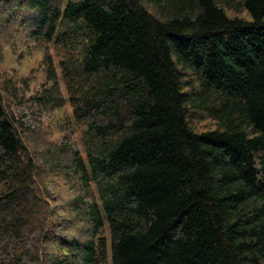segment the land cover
<instances>
[{
	"label": "trees",
	"instance_id": "16d2710c",
	"mask_svg": "<svg viewBox=\"0 0 264 264\" xmlns=\"http://www.w3.org/2000/svg\"><path fill=\"white\" fill-rule=\"evenodd\" d=\"M24 30L65 89L28 127L0 70V264H264V0H0V61Z\"/></svg>",
	"mask_w": 264,
	"mask_h": 264
},
{
	"label": "rangeland",
	"instance_id": "374dc122",
	"mask_svg": "<svg viewBox=\"0 0 264 264\" xmlns=\"http://www.w3.org/2000/svg\"><path fill=\"white\" fill-rule=\"evenodd\" d=\"M29 34L30 32L24 30L14 43H9L8 46L4 47L3 59L0 61V70L13 79L22 89L31 90L27 92L26 100L35 94L34 91L50 89L52 86L55 87L54 89L57 90L58 94H64V83L55 64V76L52 78V81L47 79L45 70L46 57H50L57 62L53 50ZM69 110V107L66 108V111ZM14 111L18 118H21L28 127H39L41 125L50 128L55 126L56 119L62 115V112L52 113L46 108H38L30 103L29 100L25 105H22L16 110L14 109ZM72 128L59 137L64 140L65 138L69 140L68 137H70L77 148H81L78 141V134ZM52 129L55 128L53 127Z\"/></svg>",
	"mask_w": 264,
	"mask_h": 264
}]
</instances>
